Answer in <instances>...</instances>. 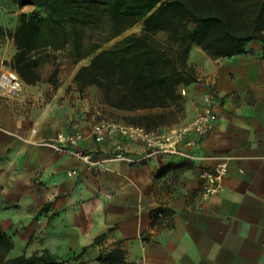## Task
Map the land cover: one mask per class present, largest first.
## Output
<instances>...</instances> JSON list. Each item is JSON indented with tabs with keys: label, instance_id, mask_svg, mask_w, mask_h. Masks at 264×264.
<instances>
[{
	"label": "crops",
	"instance_id": "crops-1",
	"mask_svg": "<svg viewBox=\"0 0 264 264\" xmlns=\"http://www.w3.org/2000/svg\"><path fill=\"white\" fill-rule=\"evenodd\" d=\"M5 7L0 71L12 69L16 53ZM246 50L211 59L192 47L189 60L199 79L182 90L181 123L199 113L208 92L216 96L217 122L194 146H181L184 156L153 153L131 162L148 153L143 144L120 136L95 142L93 118L74 117L66 96L59 101L63 90L47 92L39 63V80H21L14 97L0 93V227L12 243L7 257L19 244L18 256L47 251L71 264H105L98 257L115 247L127 264H264V58L259 43ZM75 130L95 165L45 144ZM220 160L227 167L222 190L205 197L200 172Z\"/></svg>",
	"mask_w": 264,
	"mask_h": 264
},
{
	"label": "trees",
	"instance_id": "trees-1",
	"mask_svg": "<svg viewBox=\"0 0 264 264\" xmlns=\"http://www.w3.org/2000/svg\"><path fill=\"white\" fill-rule=\"evenodd\" d=\"M21 6L34 5L17 16V25L7 33L16 48L10 65L21 80H39L37 60L32 57L42 44L48 9L59 0H8ZM99 5L111 19V37H118L142 22L111 47L99 51L74 76L79 89L93 85L101 102L117 111L143 112L128 123L157 130L166 125V115L182 109V90L198 81L189 60L192 44L209 58L245 53L252 41L260 44L264 58V0H84ZM79 0L80 3H84ZM60 2V1H59ZM75 49L80 56L81 37L74 29ZM166 34L161 40L159 34ZM3 30L0 26V36ZM171 109L166 114L145 112ZM98 243V239L95 243ZM12 243L0 227V264H71L47 251L30 256L7 257ZM78 259V258H77ZM98 261L127 264L124 252L113 248ZM77 264H82L78 262Z\"/></svg>",
	"mask_w": 264,
	"mask_h": 264
},
{
	"label": "rangeland",
	"instance_id": "rangeland-1",
	"mask_svg": "<svg viewBox=\"0 0 264 264\" xmlns=\"http://www.w3.org/2000/svg\"><path fill=\"white\" fill-rule=\"evenodd\" d=\"M59 1L48 9L42 44L33 52L37 63H39L38 70L44 76L43 87H47V92L51 93H59L63 90L59 101L66 96L70 107L73 108L74 117L80 114L85 115L82 121L90 116L95 123L102 120L128 123L133 116L143 112L117 111V109L101 102V91L97 87L90 85L79 89L74 79L68 83L60 82L59 79L69 78L72 74L75 76L76 70L81 67V64L88 62L87 57L93 55V52L97 49L101 51L111 47L132 32H140L143 23H137L118 37H111V19L101 6L91 5L84 0V3H80V6L78 5L79 0ZM5 2L6 0H0V10L3 6H6ZM29 11V6H17L8 2V7H5L4 10L9 18L6 26L8 31H13L16 27L17 16L20 13ZM74 29L80 33L81 37L80 56H78L75 49ZM159 38L165 40L166 34L160 33ZM10 39L12 40V38ZM250 44L258 43L253 41ZM192 46L194 47V44ZM45 81L47 85L44 84ZM183 92L185 93V91ZM175 109H173V114L166 115L164 119L168 127H173L175 124L181 125V121L185 117V110L180 109L177 111ZM169 110L154 109L145 112H162L166 114ZM20 248L21 246L18 244V248L12 251L9 257L18 256Z\"/></svg>",
	"mask_w": 264,
	"mask_h": 264
},
{
	"label": "built area",
	"instance_id": "built-area-1",
	"mask_svg": "<svg viewBox=\"0 0 264 264\" xmlns=\"http://www.w3.org/2000/svg\"><path fill=\"white\" fill-rule=\"evenodd\" d=\"M22 82L13 69L0 71V93L7 97L16 96ZM182 93H184L182 91ZM216 96L208 92L203 96L199 113L190 121L169 129L147 130L143 126L119 121L102 120L93 124L90 136L95 142H103L107 138L120 136L126 140L141 143L148 152L145 156L131 158V162L142 161L149 154L162 153L171 155H187L181 146L192 147L196 144L195 137H204L214 130L217 122L215 113ZM84 135L78 131L58 133L54 139L45 144L56 150L67 152L86 164L95 165L89 153L79 148ZM116 158H125L122 153H115ZM75 173L71 172L70 174ZM227 175L226 163L220 160L211 170H203L200 177L205 181L203 195L205 197L217 194L222 190V181Z\"/></svg>",
	"mask_w": 264,
	"mask_h": 264
}]
</instances>
